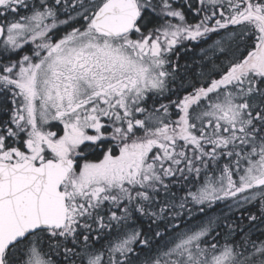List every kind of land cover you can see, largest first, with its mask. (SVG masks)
Wrapping results in <instances>:
<instances>
[{
	"label": "snow or ice",
	"instance_id": "obj_1",
	"mask_svg": "<svg viewBox=\"0 0 264 264\" xmlns=\"http://www.w3.org/2000/svg\"><path fill=\"white\" fill-rule=\"evenodd\" d=\"M262 236L264 0H0V264H264Z\"/></svg>",
	"mask_w": 264,
	"mask_h": 264
},
{
	"label": "trees",
	"instance_id": "obj_2",
	"mask_svg": "<svg viewBox=\"0 0 264 264\" xmlns=\"http://www.w3.org/2000/svg\"><path fill=\"white\" fill-rule=\"evenodd\" d=\"M195 19L197 20L198 17H195ZM188 20H189V18H188ZM190 21H191V20H189V22H190ZM198 51H199V47H196L195 50H194L193 52L187 53L185 56H182V58H181V63L184 62V59H185V58H192V57H194ZM164 102H166V101H164ZM250 211H253V210L250 209ZM209 214H210V213H209ZM139 223H140V225L145 229V231H147V229H148L147 221H140ZM101 243H103V241H101ZM98 246H99V245H98Z\"/></svg>",
	"mask_w": 264,
	"mask_h": 264
},
{
	"label": "flooded vegetation",
	"instance_id": "obj_3",
	"mask_svg": "<svg viewBox=\"0 0 264 264\" xmlns=\"http://www.w3.org/2000/svg\"><path fill=\"white\" fill-rule=\"evenodd\" d=\"M181 2H182V0H181ZM185 11H186L187 18H189V20H191L190 22H192V23L196 22V19H195V17L192 15V13L189 12L187 9H185ZM178 51H179V49H178ZM161 102H164V101H161ZM54 123H55V122H54ZM219 208H220V206L217 205L216 208H214V209H219ZM214 209L212 210V212L210 213V215H211V214H215V213H219V212H220V211L215 212ZM252 210L255 211V209H252ZM254 238H255V237H254ZM261 238L264 239V236H262Z\"/></svg>",
	"mask_w": 264,
	"mask_h": 264
},
{
	"label": "rangeland",
	"instance_id": "obj_4",
	"mask_svg": "<svg viewBox=\"0 0 264 264\" xmlns=\"http://www.w3.org/2000/svg\"><path fill=\"white\" fill-rule=\"evenodd\" d=\"M220 206V208L219 209H214V211L215 212H218V211H220L221 210V208H223V205H219Z\"/></svg>",
	"mask_w": 264,
	"mask_h": 264
}]
</instances>
